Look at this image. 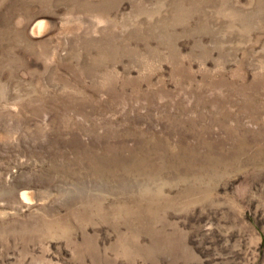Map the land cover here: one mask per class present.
<instances>
[{
	"label": "rangeland",
	"instance_id": "obj_1",
	"mask_svg": "<svg viewBox=\"0 0 264 264\" xmlns=\"http://www.w3.org/2000/svg\"><path fill=\"white\" fill-rule=\"evenodd\" d=\"M0 264H264V0H0Z\"/></svg>",
	"mask_w": 264,
	"mask_h": 264
},
{
	"label": "bare ground",
	"instance_id": "obj_2",
	"mask_svg": "<svg viewBox=\"0 0 264 264\" xmlns=\"http://www.w3.org/2000/svg\"><path fill=\"white\" fill-rule=\"evenodd\" d=\"M40 21H41V20H40ZM36 22H37V21H36ZM41 25L44 26V25H43V21H42V24H41L40 22H37V27H36V28L39 30L40 27H41ZM45 25H46V24H45ZM34 26H36V25H34ZM44 28H45V27H44ZM46 28H47V27H46ZM42 29H43V28H42ZM39 32H40V31H39ZM41 32H42V31H41ZM38 34H39V33H38Z\"/></svg>",
	"mask_w": 264,
	"mask_h": 264
}]
</instances>
